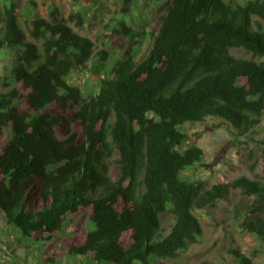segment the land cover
<instances>
[{"label":"trees","instance_id":"obj_1","mask_svg":"<svg viewBox=\"0 0 264 264\" xmlns=\"http://www.w3.org/2000/svg\"><path fill=\"white\" fill-rule=\"evenodd\" d=\"M158 1L165 6L147 34V56L125 53L106 77L97 75L101 87L90 96L69 81L95 53L93 40L69 24L83 26L81 12L69 21L58 10L51 20H27V33L16 2L0 7V51L16 56L0 86V226L42 242L47 253L63 243L51 263L76 255L98 264H167L200 242L196 211L233 190L255 198L242 228L264 243V181L241 176L208 186L186 178L205 152L184 149L191 136L180 129L214 117L241 137L262 123L264 0ZM121 25L127 38L141 36ZM114 150L117 179L106 166ZM165 213L175 222L163 236Z\"/></svg>","mask_w":264,"mask_h":264},{"label":"rangeland","instance_id":"obj_2","mask_svg":"<svg viewBox=\"0 0 264 264\" xmlns=\"http://www.w3.org/2000/svg\"><path fill=\"white\" fill-rule=\"evenodd\" d=\"M11 1L18 4L20 24L27 33V20H51L55 10H58L57 16L60 19L68 21L73 12L83 14V26H78L76 21H69V24L76 32L93 40L95 53L88 66L75 71L69 81L79 86L85 96L100 90L101 80L97 75L106 77V72L109 73L111 67L126 57L125 53H132L138 61L147 56L152 46V40L147 34L158 26V18L165 6L163 1L158 0H131L129 3L125 0H0V7ZM122 23L138 31L141 36L127 38L122 34ZM129 43H133L132 52ZM102 52L108 54L106 60L100 55ZM232 53L238 57L251 56L241 50H233ZM15 60V53L0 51V86L8 70L14 67ZM51 110L58 112L56 106ZM180 129L191 136L190 141L183 146L184 149L197 145L205 152L202 162L182 173L186 178L203 180L208 186L229 183L241 176L264 181V118L250 134L241 137L236 136L234 128L214 117L201 123H187ZM118 155V151L114 150L112 159L106 163L114 179L120 176L116 162ZM254 199L244 195L241 190H233L216 207L204 212L196 211L204 229L200 242L167 264H241L240 258L232 253L233 250H239L252 259L253 264H264V243L257 235L242 228L246 208ZM161 219V234L165 236L175 221L168 213L163 214ZM62 246L63 243H59L53 251L47 253L42 242L25 237L17 228L0 226V264H98L87 257L76 255H64L51 263L50 260L61 252Z\"/></svg>","mask_w":264,"mask_h":264}]
</instances>
